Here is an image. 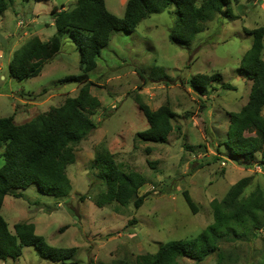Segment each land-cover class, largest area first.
Here are the masks:
<instances>
[{"label":"rangeland","instance_id":"rangeland-1","mask_svg":"<svg viewBox=\"0 0 264 264\" xmlns=\"http://www.w3.org/2000/svg\"><path fill=\"white\" fill-rule=\"evenodd\" d=\"M76 1L13 0L0 16V118L12 117L15 124H24L75 97L83 86L66 80L81 74L79 53L67 34L60 37L59 52L37 77L17 82L7 70L13 52L30 38L36 36L49 44L56 35L52 8L67 11ZM104 1L111 14L122 18L127 0ZM201 1L196 0L197 5ZM230 9L233 18L217 17L208 22L187 49L168 40L176 21L173 7L143 20L131 34L111 36L96 69L89 74L93 83L90 92L100 107L92 114L96 128L71 145L75 158L66 169L69 195L56 200L34 187L21 192L20 198L10 194L1 216L11 231L16 223H32L36 234L50 246L75 250L67 264L134 263L140 255L155 254L162 244L192 239L204 231L213 223L211 202L221 201L240 179H250L243 197L256 189L264 194L262 170L231 156L222 145L230 116H239L248 100L252 81L239 67L252 43L245 31L264 27V0H237ZM261 58L264 60V39ZM155 68L167 79L152 77ZM198 74H219L221 81L199 95L189 85ZM221 84H229L233 90H222ZM135 96L153 111L168 105L176 114L172 125L180 130H173L162 144L137 139L136 133L148 125ZM252 136L244 134L242 138ZM101 153L112 155L123 171H136L146 179L137 195H147L139 209L131 202L103 208L94 205L106 190L95 162ZM2 164L0 157V168ZM184 191L196 205V213L185 203ZM218 250L198 264H216L218 252L229 254L233 264H261L264 230H256L255 237L245 241L222 243ZM179 262L196 264L187 258ZM0 264L52 263L40 258L33 247H26L20 258Z\"/></svg>","mask_w":264,"mask_h":264},{"label":"trees","instance_id":"trees-1","mask_svg":"<svg viewBox=\"0 0 264 264\" xmlns=\"http://www.w3.org/2000/svg\"><path fill=\"white\" fill-rule=\"evenodd\" d=\"M236 1L202 0L197 5L196 0H127L122 18L111 14L104 0H77L67 11L58 12L57 8H52L50 15L56 35L49 44L35 36L16 49L7 67L8 75L17 82L37 77L44 65L59 52L60 37L67 34L79 53L81 74L66 80L78 81L83 86L75 97L65 99L62 105L52 107L24 124H15L12 117L0 118V157L3 161L0 168V261L20 258L26 247H33L40 258L52 264H67L65 262L74 255L73 248H56L47 244L42 236L36 234L32 223H16L11 231L1 216V209L6 196L12 194L20 198L23 196L21 192L31 187L56 200L69 195L71 183L66 169L75 158L71 145L86 139L96 128L92 114L100 107V101L91 95L93 83L89 74L96 69L101 51L108 46L111 36L120 32L131 34L143 20L173 7L176 21L169 30L168 40L187 49L208 22L217 17L233 18L230 5ZM12 4L13 0H0V16ZM245 32L252 38V43L240 61L239 70L252 81V85L239 116H230L222 145L231 156L240 157L246 164H255L264 173V60L261 58L264 27ZM151 76L167 79L157 68L151 71ZM220 81L219 74H198L190 79L189 85L195 93L204 95L212 83ZM220 88L233 90L229 84H221ZM134 102L148 125L136 133L140 141L162 144L173 130H180L172 125L176 114L168 105L153 111L139 96L134 97ZM244 134L253 136L243 139ZM185 149L190 150V147L185 146ZM257 154L259 159L256 161ZM95 162L100 166L99 178L106 185L105 192L94 201L97 208L112 203L126 206L131 202L135 209L143 205L147 195H137L146 179L140 173L123 171L108 153L97 155ZM249 183V178H242L230 187L221 201L211 202L213 223L196 237L169 241L162 244L155 254L140 255L134 263L125 261L120 264H180L182 258L198 264L219 251L222 243L254 238L256 230H264V194L256 189L243 197ZM182 196L190 210L196 213V205L189 194L184 191ZM216 264L233 262L229 254L218 252ZM261 264H264V259Z\"/></svg>","mask_w":264,"mask_h":264},{"label":"crops","instance_id":"crops-1","mask_svg":"<svg viewBox=\"0 0 264 264\" xmlns=\"http://www.w3.org/2000/svg\"><path fill=\"white\" fill-rule=\"evenodd\" d=\"M8 9H9V8H8ZM8 9H7V10H8ZM2 16H3V15H2ZM52 20H53V19H52ZM5 42H6V41H5ZM3 45H4V43H3ZM8 64H9V63H8ZM0 78L3 79V76H1ZM6 197H7V196H6ZM6 197L4 198V202H5ZM4 202H3V204H4Z\"/></svg>","mask_w":264,"mask_h":264}]
</instances>
